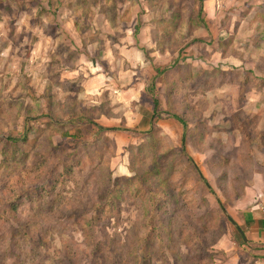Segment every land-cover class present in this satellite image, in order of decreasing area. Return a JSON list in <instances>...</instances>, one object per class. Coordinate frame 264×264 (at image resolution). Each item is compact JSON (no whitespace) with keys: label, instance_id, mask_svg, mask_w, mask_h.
Listing matches in <instances>:
<instances>
[{"label":"rangeland","instance_id":"374dc122","mask_svg":"<svg viewBox=\"0 0 264 264\" xmlns=\"http://www.w3.org/2000/svg\"><path fill=\"white\" fill-rule=\"evenodd\" d=\"M259 133L264 0H0V264H264Z\"/></svg>","mask_w":264,"mask_h":264},{"label":"crops","instance_id":"0c3cea01","mask_svg":"<svg viewBox=\"0 0 264 264\" xmlns=\"http://www.w3.org/2000/svg\"><path fill=\"white\" fill-rule=\"evenodd\" d=\"M260 166L229 211L242 242L256 255L264 254V166Z\"/></svg>","mask_w":264,"mask_h":264},{"label":"trees","instance_id":"16d2710c","mask_svg":"<svg viewBox=\"0 0 264 264\" xmlns=\"http://www.w3.org/2000/svg\"><path fill=\"white\" fill-rule=\"evenodd\" d=\"M262 31V30H261ZM260 31V32H261ZM255 108H257V109H261L260 107H261V105H255L254 106ZM176 119H178L177 117H175ZM179 120V119H178ZM183 123V125L185 124L184 122H182ZM94 125H96L95 123H94ZM99 129H102V127H100ZM258 134V133H257ZM184 140V139H183ZM183 142V141H182ZM252 142V145L254 146L253 147V150L255 151V150H257L258 151V149L259 150H261V151H264V133H259V135L257 136V138H255L254 139V141H251ZM190 160V159H189ZM191 161V160H190ZM206 186L210 189V187H209V185L206 183ZM247 186V185H246ZM245 186V187H246ZM212 192V191H211ZM214 194V193H213ZM217 203L218 204H221L220 203V201L217 199ZM230 220H231V218H230ZM231 222H232V220H231Z\"/></svg>","mask_w":264,"mask_h":264}]
</instances>
